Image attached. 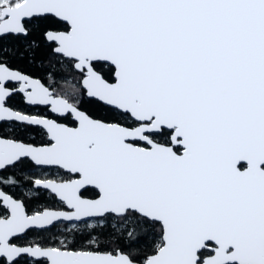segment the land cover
<instances>
[{
	"label": "snow or ice",
	"instance_id": "obj_1",
	"mask_svg": "<svg viewBox=\"0 0 264 264\" xmlns=\"http://www.w3.org/2000/svg\"><path fill=\"white\" fill-rule=\"evenodd\" d=\"M0 264H264V0H0Z\"/></svg>",
	"mask_w": 264,
	"mask_h": 264
},
{
	"label": "trees",
	"instance_id": "obj_2",
	"mask_svg": "<svg viewBox=\"0 0 264 264\" xmlns=\"http://www.w3.org/2000/svg\"><path fill=\"white\" fill-rule=\"evenodd\" d=\"M23 70L24 71H29V72H37V71H39L38 69L31 68V67H29L27 65H23ZM11 103L20 104V100H19V98H14V100Z\"/></svg>",
	"mask_w": 264,
	"mask_h": 264
},
{
	"label": "flooded vegetation",
	"instance_id": "obj_3",
	"mask_svg": "<svg viewBox=\"0 0 264 264\" xmlns=\"http://www.w3.org/2000/svg\"><path fill=\"white\" fill-rule=\"evenodd\" d=\"M22 106V105H21Z\"/></svg>",
	"mask_w": 264,
	"mask_h": 264
}]
</instances>
